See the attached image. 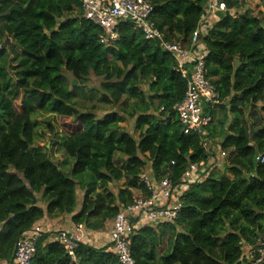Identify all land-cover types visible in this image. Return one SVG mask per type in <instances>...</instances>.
<instances>
[{"label": "trees", "instance_id": "trees-1", "mask_svg": "<svg viewBox=\"0 0 264 264\" xmlns=\"http://www.w3.org/2000/svg\"><path fill=\"white\" fill-rule=\"evenodd\" d=\"M144 1L163 40L187 48L208 0ZM222 1L227 12L200 33L206 79L220 101L204 107L212 121L202 136L184 135L172 110L185 92L175 61L129 22L106 45L77 0H0V263L11 264L19 239L45 219L71 216L86 232L103 231L133 192L148 198L140 174L178 188L190 165L209 170L211 146L219 145L231 150L224 166L231 178L201 173L173 222L130 234V255L135 264H240L264 234V161L252 165L254 152L264 159V117L246 120L258 107L264 113V25L245 10L254 1L264 11V0ZM64 73L79 86L71 89ZM90 77L98 87L86 93ZM76 92L96 103L80 111ZM39 113L57 118L67 173L34 147ZM48 238L42 231L31 264H73ZM107 249L81 241L76 264H118Z\"/></svg>", "mask_w": 264, "mask_h": 264}, {"label": "built area", "instance_id": "built-area-1", "mask_svg": "<svg viewBox=\"0 0 264 264\" xmlns=\"http://www.w3.org/2000/svg\"><path fill=\"white\" fill-rule=\"evenodd\" d=\"M82 11V18L101 30L99 40L108 45L117 40V27L121 22H129L134 31L140 32L147 41H157L161 49L175 61V72L185 81V92L182 100L172 110L176 114L184 135L202 134L203 129L211 121V115L204 113V107L213 108L220 103L219 96L212 84L206 79L200 33L205 36L216 22V13L225 14L227 7L222 0H208L205 15L200 19L195 31L191 34L187 48L179 44L166 42L163 35L150 21L152 6L144 0H77ZM235 15V11H230ZM202 136H204L202 134ZM204 139V138H203ZM211 145L203 140V148L207 151ZM221 157L225 153L221 152ZM258 156V164L263 163ZM204 164L190 165L182 177V186L174 188L168 179L155 182L149 171L139 175L138 182L148 198L134 197L131 204L121 209L113 220L109 230V242L118 264H135L130 255L129 236L135 229L131 219L145 221L148 226L173 222L180 210V198L184 186L201 180L200 174L205 172ZM84 228L73 225L67 231H57L53 241L61 245L69 260L76 264L75 251L84 237ZM42 235L39 226L24 234L15 246L11 264H31L36 252V243ZM240 264H264V234L254 247L244 248Z\"/></svg>", "mask_w": 264, "mask_h": 264}, {"label": "rangeland", "instance_id": "rangeland-1", "mask_svg": "<svg viewBox=\"0 0 264 264\" xmlns=\"http://www.w3.org/2000/svg\"><path fill=\"white\" fill-rule=\"evenodd\" d=\"M245 10L249 12L251 16L260 19L264 25V11H263V6L260 3L254 1H248L246 2ZM64 76L66 80L70 83L71 89L79 86V84H77L75 80H73L70 74L64 73ZM98 82L99 81L94 77H90L89 83L87 84V87L84 88V91L87 93L88 89L97 88ZM91 94L96 96V92H92ZM75 97L79 105L80 111L89 108L90 104L96 103L95 100L89 101L85 99L83 96L79 95L78 92L75 93ZM258 108L251 111L249 115L246 117V120L248 122L254 124L255 122H258L260 120V117H264V113H261ZM34 121L37 124L36 127L37 138L35 140L34 147L41 151H43L44 149L47 150L50 159L56 164H58L61 167V169H63V171L67 173L70 170L72 162L67 160L66 157L63 155V153L59 150V138L61 136L60 135L61 131L57 118L54 116H48L39 113V115L34 118ZM121 126L128 134L132 135L135 139L137 138V134L133 131V123L131 121H125L121 124ZM51 132H56L58 137H53ZM226 161L227 159L225 160V162ZM220 175H224V174H220ZM110 188L112 191L116 192L117 189L123 188V182L122 181L119 182L116 185V189L114 188L113 185H111ZM133 196L137 197V192H133ZM77 209L78 206L76 210Z\"/></svg>", "mask_w": 264, "mask_h": 264}, {"label": "crops", "instance_id": "crops-1", "mask_svg": "<svg viewBox=\"0 0 264 264\" xmlns=\"http://www.w3.org/2000/svg\"><path fill=\"white\" fill-rule=\"evenodd\" d=\"M202 47L204 48V45L202 44ZM210 148V147H209ZM212 150L210 152V165L211 167L209 168L208 171L204 172L208 175H220V174H224V166L225 164H227V161L225 162V160H228L229 154L231 152L230 149L227 150H221L219 148V145H215V146H211ZM221 152L225 153V157H221ZM227 155V156H226ZM202 173V174H204ZM202 174H200V178H204L201 177ZM225 176H227V178H231L229 173H225ZM187 189V186H184L183 192H185ZM141 195L139 194V192H137V197H140ZM80 206V201L78 202V207ZM77 211V210H76ZM131 226L135 229V231L139 230L141 227L144 226H148L147 223L145 221H141V220H137V219H131ZM110 226H111V221L108 222L104 228L103 231L101 232H86L84 233V237L82 239L83 244H87L95 249H103V248H107L106 253L107 252H111L112 248L110 247V242H109V230H110ZM39 227L42 229V231H44L46 234H48L49 238H48V242H54L53 241V236L57 231H67L69 229H71L73 227V224L71 222V216H64L58 219H45L40 225ZM154 227V226H151ZM72 263V262H70ZM0 264H6V263H0Z\"/></svg>", "mask_w": 264, "mask_h": 264}, {"label": "water", "instance_id": "water-1", "mask_svg": "<svg viewBox=\"0 0 264 264\" xmlns=\"http://www.w3.org/2000/svg\"><path fill=\"white\" fill-rule=\"evenodd\" d=\"M258 153L257 152H254V156L252 158V165L253 167H257L258 165ZM246 179H249V177H247Z\"/></svg>", "mask_w": 264, "mask_h": 264}, {"label": "clouds", "instance_id": "clouds-1", "mask_svg": "<svg viewBox=\"0 0 264 264\" xmlns=\"http://www.w3.org/2000/svg\"><path fill=\"white\" fill-rule=\"evenodd\" d=\"M237 14H238V13H237V12H235V15H237ZM235 15H234V16H235Z\"/></svg>", "mask_w": 264, "mask_h": 264}]
</instances>
